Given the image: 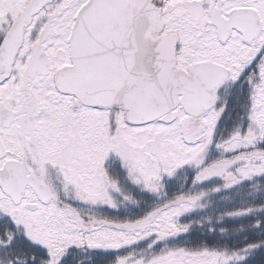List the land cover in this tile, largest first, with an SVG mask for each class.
<instances>
[{
	"label": "snow or ice",
	"instance_id": "snow-or-ice-1",
	"mask_svg": "<svg viewBox=\"0 0 264 264\" xmlns=\"http://www.w3.org/2000/svg\"><path fill=\"white\" fill-rule=\"evenodd\" d=\"M0 264H264V0H0Z\"/></svg>",
	"mask_w": 264,
	"mask_h": 264
}]
</instances>
